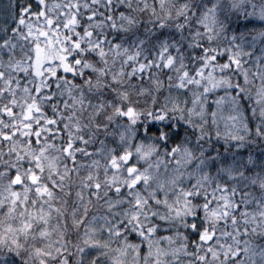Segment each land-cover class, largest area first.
Here are the masks:
<instances>
[{
	"label": "snow or ice",
	"instance_id": "1",
	"mask_svg": "<svg viewBox=\"0 0 264 264\" xmlns=\"http://www.w3.org/2000/svg\"><path fill=\"white\" fill-rule=\"evenodd\" d=\"M0 264H264V0H0Z\"/></svg>",
	"mask_w": 264,
	"mask_h": 264
},
{
	"label": "trees",
	"instance_id": "2",
	"mask_svg": "<svg viewBox=\"0 0 264 264\" xmlns=\"http://www.w3.org/2000/svg\"><path fill=\"white\" fill-rule=\"evenodd\" d=\"M4 2L6 3V2H7V0H4Z\"/></svg>",
	"mask_w": 264,
	"mask_h": 264
}]
</instances>
